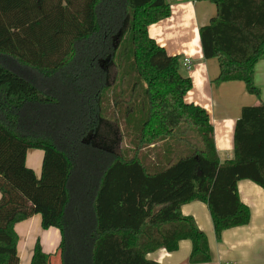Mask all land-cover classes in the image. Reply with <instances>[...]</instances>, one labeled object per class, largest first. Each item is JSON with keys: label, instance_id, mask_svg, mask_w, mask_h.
I'll return each mask as SVG.
<instances>
[{"label": "trees", "instance_id": "trees-1", "mask_svg": "<svg viewBox=\"0 0 264 264\" xmlns=\"http://www.w3.org/2000/svg\"><path fill=\"white\" fill-rule=\"evenodd\" d=\"M198 1L216 9L198 31L215 84L259 99L264 0ZM169 16L167 0H0V264H19L14 226L35 215L61 239L54 254L36 240L29 264H157L146 256L183 240L190 264L208 263L205 234L180 211L191 202L207 205L217 241L248 224L236 186L264 190V104L242 108L220 163L206 111L184 101L183 59L148 36ZM108 121L124 125L127 155L96 143Z\"/></svg>", "mask_w": 264, "mask_h": 264}, {"label": "crops", "instance_id": "crops-1", "mask_svg": "<svg viewBox=\"0 0 264 264\" xmlns=\"http://www.w3.org/2000/svg\"><path fill=\"white\" fill-rule=\"evenodd\" d=\"M170 16L148 27V36L169 56L188 59V69L180 74L191 80L192 88L184 101L203 108L213 129L214 146L220 163L233 158V132L244 107L264 104V60L254 68L253 83L260 91V98L248 94L240 82L215 84L219 75L215 59L203 58L198 31L215 16V6L207 1L167 0ZM181 22V23H180ZM154 146H150L152 150ZM43 152L28 150L25 165L37 177L41 173ZM240 202L250 213L247 225L222 232L217 241L207 205L191 202L181 206V214L191 217L206 238L212 260L203 264H264V190L249 180L237 182ZM18 235L19 264H29L36 240L45 254H54L60 243L56 228L41 229V219L35 215L14 226ZM191 242L180 241L175 252L164 249L146 256L157 264H190Z\"/></svg>", "mask_w": 264, "mask_h": 264}, {"label": "rangeland", "instance_id": "rangeland-1", "mask_svg": "<svg viewBox=\"0 0 264 264\" xmlns=\"http://www.w3.org/2000/svg\"><path fill=\"white\" fill-rule=\"evenodd\" d=\"M118 75H119V72L116 69L111 70L110 72L111 79L116 78V77L118 78ZM97 134H98V138L96 140L97 144L101 145L104 148H108L116 152L119 151L123 153L124 155H127L129 151V148H128L129 142H128V138H126V131L122 123L120 122L112 123L109 121L105 122V124L100 125V127L98 128ZM49 264H58V258L52 255L50 258Z\"/></svg>", "mask_w": 264, "mask_h": 264}, {"label": "built area", "instance_id": "built-area-1", "mask_svg": "<svg viewBox=\"0 0 264 264\" xmlns=\"http://www.w3.org/2000/svg\"><path fill=\"white\" fill-rule=\"evenodd\" d=\"M192 1H198V0H192ZM183 66L188 69L190 66L189 60L188 59H183Z\"/></svg>", "mask_w": 264, "mask_h": 264}]
</instances>
